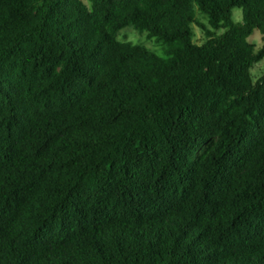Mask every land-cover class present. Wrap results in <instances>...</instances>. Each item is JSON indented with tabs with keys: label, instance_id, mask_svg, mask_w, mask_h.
<instances>
[{
	"label": "trees",
	"instance_id": "trees-1",
	"mask_svg": "<svg viewBox=\"0 0 264 264\" xmlns=\"http://www.w3.org/2000/svg\"><path fill=\"white\" fill-rule=\"evenodd\" d=\"M86 1L0 0V264H264V0Z\"/></svg>",
	"mask_w": 264,
	"mask_h": 264
},
{
	"label": "rangeland",
	"instance_id": "rangeland-1",
	"mask_svg": "<svg viewBox=\"0 0 264 264\" xmlns=\"http://www.w3.org/2000/svg\"><path fill=\"white\" fill-rule=\"evenodd\" d=\"M86 5H88L86 0H82ZM241 18V13L238 10L233 11V19L236 22H239ZM197 21L205 27H208L206 18L203 15L197 14L196 15ZM193 34H194V41L197 44H201L204 41V37L202 31L197 26H192ZM116 40L118 42H128L132 45H140L154 53L158 57H163V50L165 48L160 42L156 41L155 39H148L144 33H139L132 29L131 27H126L121 29L116 34ZM248 42L254 45L255 50L258 49L261 44V36L257 30H254L251 36L248 38ZM264 74V60L256 64L251 69V75L254 80L258 79L259 77Z\"/></svg>",
	"mask_w": 264,
	"mask_h": 264
}]
</instances>
